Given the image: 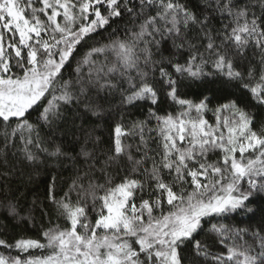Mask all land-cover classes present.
<instances>
[{
    "label": "snow or ice",
    "instance_id": "obj_1",
    "mask_svg": "<svg viewBox=\"0 0 264 264\" xmlns=\"http://www.w3.org/2000/svg\"><path fill=\"white\" fill-rule=\"evenodd\" d=\"M216 18L228 23L217 29ZM102 32L108 33L103 41L89 43ZM251 47L259 49V67L248 61L238 69L235 61L247 60ZM73 60V75L65 79ZM216 76L247 89L264 108V0H198L195 7L182 0H0L5 147L19 133L30 163H45L42 156L84 160L64 196L55 195V177L47 191L70 226L53 225L41 238L21 235L12 243L0 238V264H189V250L211 264H264V223L251 231L223 223L204 229L214 217L254 216L250 205L264 200V123L254 130L256 113L235 100L209 109L207 96L198 103L180 98L189 82ZM91 95L118 96L122 107L152 105L156 129L146 120L127 131L118 125L112 155L102 161L86 147L76 156L54 142L49 147L41 132L54 131L62 107L83 104L85 112L102 115L100 104L89 103ZM162 95L182 110L158 115ZM32 111L35 122L28 118ZM206 111L213 112L215 126L204 119ZM154 130L158 150L146 138ZM122 135L138 143L124 144ZM212 154L219 159L210 160ZM120 161L128 175L114 184L108 169ZM6 211L24 219L14 205ZM201 234L227 241L226 255L212 253L197 239Z\"/></svg>",
    "mask_w": 264,
    "mask_h": 264
},
{
    "label": "trees",
    "instance_id": "obj_2",
    "mask_svg": "<svg viewBox=\"0 0 264 264\" xmlns=\"http://www.w3.org/2000/svg\"><path fill=\"white\" fill-rule=\"evenodd\" d=\"M182 2L188 3L189 6H198V0H182ZM41 19H44V17L42 16ZM224 23H228L227 18L223 20L216 18L213 20V24L217 29L221 28ZM107 34L102 32L99 36H95L92 41H89V43H94L96 40L103 41V38ZM86 50V47L82 48L80 50L81 55ZM259 58V49L251 47L247 54V60H237L235 61V65L238 69L243 70L247 66V62L251 61L259 67L257 63ZM77 59H79V56H77ZM180 62L183 63V59ZM75 66V60L71 62V66H66L64 70L65 79L72 77ZM85 71H87V68H85ZM205 71L213 70L207 68ZM205 96L208 97L209 109H215L220 104L227 103L229 100H235L240 107L247 108L256 113L254 130L258 131L261 124L264 123V108H257L255 106L250 92L247 89L241 88L238 84L233 83L229 85L222 77L216 76L207 78L204 81L189 82V86L180 92V98L189 99L196 103L204 99ZM89 103L92 105L100 104L102 115L98 117L93 115L91 111L85 112L83 104L79 107L75 105L62 107L61 111L64 114V118L56 123L54 131L49 133V129L44 128L41 132L49 147L54 142L61 145L64 151L71 153L73 156L79 153L81 147H86L87 150L93 152L98 160L102 161L107 156L112 155L116 139L115 128L118 125L127 131L133 122L146 120L148 128L156 129L157 127L156 121L149 118L148 114V110L152 105L146 102L138 104L135 107H122L119 105L118 96L99 99L91 95ZM181 110L179 105L173 103L163 95L161 96L160 104L155 108V111L160 116L166 114L176 115ZM226 113H221V116H225ZM37 115L36 111H32L28 118L30 121L35 122ZM204 119L210 125L215 126L216 118L212 111H206ZM14 126L15 122L13 121L12 127ZM3 130V125L0 124V238L12 243L21 235L41 238L39 235L41 231L53 225L58 224L62 229L69 227V222L63 216H60L55 206L47 200V191L49 185L53 183V177H55V195L57 198L64 196L68 192L73 178L77 175V169L84 168V160L78 156L75 162L63 157L60 159H45L42 156L41 159L45 160V163H30L24 158V140L20 138V134L18 133L14 140L5 147L2 135ZM148 137H151L149 147L158 150V133L155 130L151 133H146V138ZM86 140L87 144L85 145ZM121 140L124 144L135 145L138 143V137L136 136L122 135ZM32 150L35 151L34 146H32ZM209 159H219V154H212ZM97 167H100L99 163H97ZM127 168L128 166L124 161H120L119 164H113L108 169V172L113 176L114 184L119 183L123 176L128 175ZM5 173L7 175H4ZM96 180L103 184V174L97 172ZM76 198V194L72 193L71 200L73 203H75ZM9 205H14L20 217L24 219H20L19 217L16 219L11 218L6 211ZM250 207L257 210L256 215L233 213L229 219L214 217L210 222L204 224L205 232L208 231L211 224L216 223H223L234 228H247L250 231L260 229L261 224L264 223V200L258 199ZM29 215L33 217L32 220L28 219ZM90 215H92V219L94 220L95 216L93 214ZM197 239L206 242L210 251L214 254L224 253L226 255V248L230 246L227 241L225 244L219 243V238H212L211 235L201 234ZM245 239L249 238L245 237ZM249 242L251 241L249 240ZM235 244L242 250L243 244L239 238H237ZM3 251L0 248V252ZM7 254L5 253V255ZM12 254L15 255V253ZM33 254L40 255L41 253L35 251ZM188 254L190 256L189 264H211L210 260L205 261L201 258L191 257L190 250Z\"/></svg>",
    "mask_w": 264,
    "mask_h": 264
},
{
    "label": "rangeland",
    "instance_id": "obj_3",
    "mask_svg": "<svg viewBox=\"0 0 264 264\" xmlns=\"http://www.w3.org/2000/svg\"><path fill=\"white\" fill-rule=\"evenodd\" d=\"M226 114H227V113H226ZM226 114H225V115H226ZM221 117L223 118V115H222ZM98 233H99V230H98Z\"/></svg>",
    "mask_w": 264,
    "mask_h": 264
}]
</instances>
